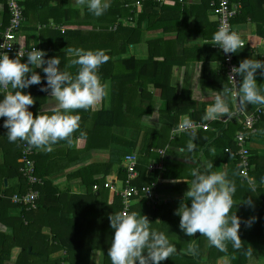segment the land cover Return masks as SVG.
Listing matches in <instances>:
<instances>
[{"label":"crops","instance_id":"1","mask_svg":"<svg viewBox=\"0 0 264 264\" xmlns=\"http://www.w3.org/2000/svg\"><path fill=\"white\" fill-rule=\"evenodd\" d=\"M23 1L27 21L18 37L19 46L40 44L47 53L45 59L57 56L61 69L73 75L77 66L70 65L69 47L99 49L108 56L99 68L106 94L93 108L75 110L80 116V127L72 134L71 142L60 141L51 152L33 148L38 175L53 189L45 199L52 207L45 217L38 218L37 225H44L45 235L52 233L51 226H57L64 236H71L70 231L77 229L78 239L83 240L81 248L62 249L46 256L51 260L47 264L61 260L62 264H95V260L97 264H111L107 253L113 230L104 222L110 224V214L119 212V200L104 184H120L124 159L130 152L140 155L143 166L163 161L167 168L153 174L146 170L143 181L156 182L168 203L153 211L144 201L135 200L130 210L147 216L152 227L164 232L176 245L177 253L162 264H264V117L248 143L255 173L251 184L240 177L235 156L226 151L231 146L235 148L240 124L233 117L202 120L215 94L228 87L222 52L213 40L218 30L214 0H111L110 8L100 17L78 6L75 0ZM243 7L233 20L243 44L235 53L238 64L246 58L264 59V0H243ZM113 25H118L117 29ZM36 71L43 83L44 73L41 69ZM259 72L258 85L264 84ZM40 88L41 85H32L23 90L35 100L29 108L34 116L52 103L50 90L42 92ZM229 103L234 112L235 101L231 97ZM247 106L250 110L261 107ZM152 113L157 116L151 121L153 126L143 121ZM185 116L207 125L196 134L192 162L177 155L178 148L186 146L191 136L173 137L171 132ZM12 148L0 127V193L9 189L10 196L26 186L18 172L20 161L15 168L8 165L6 156ZM160 150H165L164 156ZM203 161L213 162V171L225 172L236 185L232 212L241 220V250H234L229 243L227 252H221L199 232L187 237L179 228L180 217L175 210L189 187L185 179L190 181V170ZM92 182L100 185L103 195L91 187ZM248 200L251 204L244 202ZM100 211L104 215L96 225L83 232L92 214ZM1 213L3 243L5 236H12L8 225L21 216V209L9 203ZM189 244L194 246V254L184 253ZM247 248L253 250L251 258L244 253ZM20 254L21 248H15L14 257ZM34 264L43 263L36 258Z\"/></svg>","mask_w":264,"mask_h":264},{"label":"clouds","instance_id":"2","mask_svg":"<svg viewBox=\"0 0 264 264\" xmlns=\"http://www.w3.org/2000/svg\"><path fill=\"white\" fill-rule=\"evenodd\" d=\"M75 3L86 7L95 17L104 15L111 6V0H75ZM213 40L225 54L236 53L243 46L239 34L231 31L227 24L218 28ZM10 47L0 44V88L10 85L12 89L0 99V118H4L3 127L7 129L8 141L19 140L30 148L44 152L53 151V146L60 141L71 142L72 134L80 127V116L75 110L93 108L106 94L99 68L107 62L108 56L99 49L69 47L68 55L72 57L70 65L77 66V72L73 75L61 69L57 56L45 59L47 53L34 47L27 54L26 61L22 62L20 50L15 58H10L8 52L3 51ZM37 69L44 73L43 83ZM257 70H260V76H264V59L246 58L240 61L238 67H233L232 73L242 78L239 86L217 92L214 102L206 107L202 120L233 117L235 113L229 103L230 97L238 102L241 109L248 104L264 106V84L258 85ZM32 85H41L42 92L50 90L49 101L52 102L50 107L35 116L29 110L35 100L30 93L23 91ZM153 113L143 117L145 124L153 126L151 121L157 117ZM177 131L187 133L192 138L177 152L178 156L192 162L196 149V131L192 120L183 117ZM213 168V162L203 161L190 170L191 180L185 179L188 190L175 210L180 217L179 228L187 237L199 232L210 246L221 252H227L229 243L234 250H241V220L232 212L236 205L233 199L236 185L225 172H216ZM248 182L252 183L250 179ZM244 202L251 204L250 200ZM109 220L113 235L107 257L111 264H162L178 251L164 232L152 227V222L145 215L135 211L117 212L110 214ZM243 250L247 257H252V248ZM183 251L191 255L195 253V248L189 244Z\"/></svg>","mask_w":264,"mask_h":264},{"label":"built area","instance_id":"3","mask_svg":"<svg viewBox=\"0 0 264 264\" xmlns=\"http://www.w3.org/2000/svg\"><path fill=\"white\" fill-rule=\"evenodd\" d=\"M23 0H7V8L9 11V20L7 22L0 18V44H3V51L8 52L9 56L16 55L19 50L23 54V58L26 60L27 54L36 47L41 49L40 44H33L28 47H21L18 44V37L22 32L23 25L27 21L25 15V8L22 3ZM140 6L141 4L138 3ZM216 6V14L218 20V28L222 24H227L231 31L236 32L233 27V20L236 18L243 9V0H214ZM1 13V12H0ZM117 29L118 25L112 26ZM55 28H58L57 26ZM64 32V30H63ZM239 34L238 32H236ZM240 36V35H239ZM214 45L217 47L214 41ZM222 52L221 64L226 71L228 77L229 89H235L236 85L239 86V82L242 79L240 76L232 73L233 67H238L239 64L236 61L235 53L225 54ZM12 91L11 86L0 88V94L5 95L7 92ZM234 120L240 124V129L235 135V143L237 149L233 152L238 166L240 168V176L244 181L252 180V153L248 146L249 140L252 135L258 132L257 125L264 117V106L257 107L250 110L248 106L245 109H241L238 102L235 101ZM195 131L203 130L207 128V125L201 121H192ZM172 136L184 134L177 131V126L172 128ZM18 144L21 147L20 158V172L27 184V190L24 192L18 191L10 196L11 201L26 210H36L39 205L40 190L38 186L45 184V179L40 177L36 171L35 150L30 148L25 142L19 141ZM228 152H232L230 148H227ZM161 155H165V150H160ZM140 163V155L138 153H130L125 156L124 169L126 172V180L123 189L119 190V195L122 200L123 209L122 212H130L131 206L135 200H143L153 211H159L161 207L168 203V200L163 198L156 182L151 184H145L139 186L137 180L140 176L138 166ZM167 170L163 161L152 162L148 165L147 171L150 174L156 172H165ZM107 188H115L112 182H106L104 184ZM94 190H99L100 185L95 184ZM5 194H0V198H6Z\"/></svg>","mask_w":264,"mask_h":264},{"label":"trees","instance_id":"4","mask_svg":"<svg viewBox=\"0 0 264 264\" xmlns=\"http://www.w3.org/2000/svg\"><path fill=\"white\" fill-rule=\"evenodd\" d=\"M22 3H23V6L25 8V15L27 17V10H26L24 1H22ZM152 5H153V3L151 2V6ZM0 11H2L4 21L7 22L9 20V11L7 8V0H0ZM15 56L16 55H13L10 58H15ZM25 61H26L25 59H22V62H25ZM2 98H3V95L0 94V99H2ZM99 114H100V112H99ZM3 120H4V118H0V127H1V132L3 134H5L7 132V129H5L3 127ZM200 131H202V130H199L198 132H196V134L199 133ZM184 134H187V133H184ZM10 143L13 146V148H12L10 153H7L6 158L8 161V165L12 168H15L18 165V160L20 161V158H21V147L18 144V141L10 142ZM234 143H235V138H234ZM230 149L232 151L231 154L234 156L233 152L237 149L236 143H235V148H233L231 146ZM251 162H253L252 157H251ZM20 166H21V163L19 162V169L17 168L18 172L20 171ZM147 169H148V165L143 166L142 162H141V158H140V163L138 166L140 176L137 180V184L139 186L146 184V182L143 181V177H145V171ZM238 170H239L238 172L240 175V168ZM36 171H37V167H36ZM122 173L121 174L123 177L120 179V184L114 185L115 188L107 189V188L103 187L104 189L111 190L118 197L119 206H117V207H118L119 212H120V209H121V212L123 209L122 200H121V197L119 195V190L123 189L124 184H125V180L127 177L125 169H123ZM19 174L21 175V178H23L21 172H19ZM37 174H38V171H37ZM251 175L255 176V173L252 171ZM116 182L119 183L118 178L116 179ZM94 183L95 182H92L91 187L94 186ZM25 184H26V181H25ZM47 185H48V183L45 182L44 185L38 186L41 196L39 199L40 204L38 205V208L36 210L29 211L26 209H22L20 206L14 204L9 197L0 198V218L3 219L4 213H1V211L6 210L8 208L9 203H11L15 207L17 206L21 209V216L20 215L16 216L15 219H13V223H12V220H10L11 224H9V225L7 224L8 227L12 231V234H11L12 236H5L4 237L5 240L3 241V243H0V264H5V262L12 261V260L15 261L16 264H34L36 258L40 259L39 262H41L43 264H47L51 260L49 259L47 262H44L42 259L43 256L50 257L55 251H58V250L66 249V250L72 251V250H76L77 248L82 247L83 240L78 239L77 229L70 231L72 233L71 236H64L62 231L58 230L57 226H51L53 229V236L48 238V236L42 235L43 234L42 229H43L44 225L41 227V226H38L37 223H40L39 222L40 217H43V216L45 217L48 214L47 212H48L49 208L52 207V206L48 205L46 203V200H45L47 198V193H50V191L53 190V189H51V187H49L52 185H48V186ZM45 189L48 192L45 191ZM7 190L9 191V189H7ZM26 190H27V184L25 186V189L23 188L20 191L24 192ZM8 191L5 193H0V194H5L6 196L7 195L10 196V194H8L9 193ZM98 192L101 195L104 194L103 189L98 190ZM142 202H143V200H142ZM117 207H116V209H117ZM103 215H104V213L102 211H100L99 214H92L90 219L84 225L86 231L83 230V232H87L88 230H91L96 225V223L99 221V218H101ZM42 222L43 221H41V223ZM104 223H105V226H107V227L110 226L109 222H104ZM74 225H76V224H74ZM81 227H82V225H80V228ZM10 229H8V230H10ZM37 233H38V235H36ZM38 241L43 242V243L42 244L40 243L39 246H37L36 243ZM17 247L21 248V254L18 257H16V256L14 257V248H17ZM30 247H31L32 251H30ZM58 264H62V260L60 262H58Z\"/></svg>","mask_w":264,"mask_h":264},{"label":"rangeland","instance_id":"5","mask_svg":"<svg viewBox=\"0 0 264 264\" xmlns=\"http://www.w3.org/2000/svg\"><path fill=\"white\" fill-rule=\"evenodd\" d=\"M127 151H133V149H128ZM131 153V152H130ZM43 230V229H42ZM36 235H38V233L36 234ZM42 235H44V236H48V238L49 237H52L53 236V231H52V233H50V235H45V234H42ZM42 244L43 242H40V241H38L36 244H37V246H39V244ZM31 248V247H30ZM15 249V248H14ZM38 261H40V259H38Z\"/></svg>","mask_w":264,"mask_h":264},{"label":"water","instance_id":"6","mask_svg":"<svg viewBox=\"0 0 264 264\" xmlns=\"http://www.w3.org/2000/svg\"><path fill=\"white\" fill-rule=\"evenodd\" d=\"M30 251H32L31 248H30ZM43 259H44V260H48V257L44 256Z\"/></svg>","mask_w":264,"mask_h":264}]
</instances>
